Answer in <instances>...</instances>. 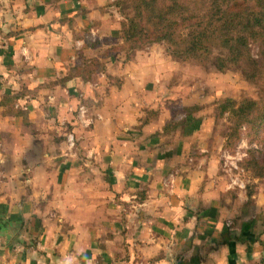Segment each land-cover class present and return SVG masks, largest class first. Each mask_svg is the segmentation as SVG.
I'll list each match as a JSON object with an SVG mask.
<instances>
[{
  "label": "crops",
  "instance_id": "obj_1",
  "mask_svg": "<svg viewBox=\"0 0 264 264\" xmlns=\"http://www.w3.org/2000/svg\"><path fill=\"white\" fill-rule=\"evenodd\" d=\"M95 1L0 0V264H264V188L231 185L210 118L162 103L163 63L75 69L109 46Z\"/></svg>",
  "mask_w": 264,
  "mask_h": 264
},
{
  "label": "rangeland",
  "instance_id": "obj_2",
  "mask_svg": "<svg viewBox=\"0 0 264 264\" xmlns=\"http://www.w3.org/2000/svg\"><path fill=\"white\" fill-rule=\"evenodd\" d=\"M129 2L130 0H99L93 3L95 5L92 6H99V11L103 12V19L97 21L99 30H101L97 35L108 42L109 46L103 47L104 49L99 51L100 57L97 60L98 63L93 66L94 68L84 71L87 79H90V83H95L91 82L93 78L92 70L96 67L99 70L105 69L104 58L106 56L119 55L126 63H129L135 58L138 51H148V58L144 60L148 67L144 69V72H150V69L158 64V67L164 65L161 70L162 79L159 84L166 90L165 93L164 91L160 93L161 95L164 94L160 99L162 103L171 109L173 108L172 112L174 111L177 120L180 121L184 120L186 116L198 120L210 118L212 126L216 127L219 135L226 138L223 149L230 155L228 161L237 164L238 169L233 168V171L238 179L244 182V188L247 192L251 195L255 192V186L258 185L264 188V122L256 121L236 128V116L222 109L227 102L236 105L245 100L262 102L264 99V83L261 80L246 78L242 67L230 66L221 70L218 69L213 60L205 62L178 60L170 55L167 46L163 43L143 46L137 49L132 57L133 53L131 55L129 50L130 45L124 41L118 43L121 40V28L124 18L132 13ZM111 24L112 26L117 25V29H113ZM116 39L118 40L116 41ZM91 41L93 42L92 39ZM251 54L255 59L259 58L257 46H251ZM216 55H220L218 49L214 50L213 56ZM142 56H146V54H142ZM78 66L75 67L76 70H80L81 64ZM81 72L83 73V71ZM69 79V77H65L62 81L65 83ZM59 81L62 83L61 80ZM53 85L54 82H45L37 87L38 91L25 92L26 90H19L20 94L26 95L28 98L38 94L41 89L52 88ZM73 96L76 97L74 98L75 105L71 107L74 111L73 116L69 118L75 121L76 127L82 128V118L87 117L89 113L93 114L94 110L92 107L89 111L85 105L81 88ZM42 99L43 102L44 98ZM70 99H73V97ZM175 100L177 104L174 106ZM81 106L85 110L83 115L80 111ZM7 110L10 111V106ZM68 112H70L69 109ZM146 112L149 113L150 111ZM179 125H182V123L179 122ZM81 140L82 137L73 147L76 154L78 152L82 154ZM253 158H256V160L253 161Z\"/></svg>",
  "mask_w": 264,
  "mask_h": 264
},
{
  "label": "trees",
  "instance_id": "obj_3",
  "mask_svg": "<svg viewBox=\"0 0 264 264\" xmlns=\"http://www.w3.org/2000/svg\"><path fill=\"white\" fill-rule=\"evenodd\" d=\"M129 3L132 13L122 23L121 43L130 45L132 57L143 46L163 43L178 60H213L221 70L242 67L246 78L264 83V0H130ZM252 45L258 47L257 59L251 54ZM217 49L220 55L213 56ZM97 63L95 59L83 58L79 68L83 73L78 72L87 80L84 71ZM103 70L96 67L92 72L95 75ZM20 93L5 96L1 105L9 106L24 97ZM222 109L236 116V128L264 122V99L260 103L245 100L238 105L227 102Z\"/></svg>",
  "mask_w": 264,
  "mask_h": 264
},
{
  "label": "built area",
  "instance_id": "obj_4",
  "mask_svg": "<svg viewBox=\"0 0 264 264\" xmlns=\"http://www.w3.org/2000/svg\"><path fill=\"white\" fill-rule=\"evenodd\" d=\"M80 111H82V114L85 112V110H84V108H83L82 106L80 107ZM68 142H69V145H70L71 147L74 146L75 139H74L73 134H70V135L68 136ZM222 157H223V159H224V161H223V159H222L224 167H225L227 170H229L230 173H231V185H237V186H239V187L244 188V187H245L244 182H242L241 180H239L238 177L235 175V173H234V171H233V168H235V169L237 168V169H238L237 164H233V163H230V162L228 161V160H229L228 157H230V155L227 154L226 151H223V153H222ZM229 164H230V165H229Z\"/></svg>",
  "mask_w": 264,
  "mask_h": 264
},
{
  "label": "water",
  "instance_id": "obj_5",
  "mask_svg": "<svg viewBox=\"0 0 264 264\" xmlns=\"http://www.w3.org/2000/svg\"><path fill=\"white\" fill-rule=\"evenodd\" d=\"M263 256H264V252H263Z\"/></svg>",
  "mask_w": 264,
  "mask_h": 264
}]
</instances>
